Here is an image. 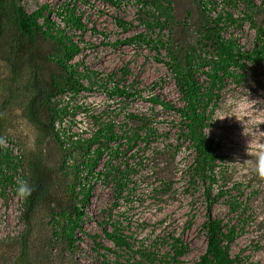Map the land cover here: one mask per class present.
I'll use <instances>...</instances> for the list:
<instances>
[{
  "label": "rangeland",
  "instance_id": "obj_1",
  "mask_svg": "<svg viewBox=\"0 0 264 264\" xmlns=\"http://www.w3.org/2000/svg\"><path fill=\"white\" fill-rule=\"evenodd\" d=\"M252 1L255 5L250 12L243 0H216L215 5L206 6L211 16L230 13L231 20L221 23L225 26L222 35L235 39L243 50L254 48L258 35L264 40V0ZM20 3L28 13L47 4L46 15L79 44L80 53L67 63L81 74L80 82L87 89L56 93L53 101L57 107L66 106V113L54 126L64 143L53 137L37 148L36 129L23 114L28 99V73L23 71L11 82L8 67L0 60V141L6 138L13 143L22 158L14 184H0V264L124 263L127 254L105 237V230L111 231L114 226L127 237L132 251L151 253L155 264H194L206 247L202 186L189 177L194 154L178 113L151 99L168 101L175 107L182 105L172 69L174 64L186 68L189 56L202 59L193 67L199 83L208 86L207 67L202 63L211 52L200 44L201 35L195 27L196 19L207 12L203 13L202 6L194 0L160 2L170 11V16L165 17L159 15L156 0ZM65 4L81 16L84 30L65 24L60 15ZM153 15L159 17L160 26L145 23L151 22ZM38 21L42 23L43 19ZM135 35L139 38L134 42H125ZM35 50L41 58L63 56L56 43L41 37L36 39ZM38 62L44 82L51 84L55 79L64 86L65 74L57 63ZM116 84L130 95L109 94L108 89ZM212 94L215 97L210 102L204 132L213 140L212 146L219 155L215 170L222 176H218L214 188L221 187L224 195L211 212L223 224L236 226L231 256H238L243 264H264V178L252 170V158L246 152L250 137L242 135L235 117H225L232 114L226 102L235 98L252 99L256 108L249 109L250 115L264 114V63L243 60L232 65L230 75L213 87ZM217 115L225 118L214 121ZM135 116L144 118L154 129L153 134L141 132L143 140H131L139 125ZM100 127L110 128L117 139L107 141L102 132V157L94 169L101 175L90 177L83 165L86 149L72 140L85 143L84 139ZM260 129L264 130V124ZM36 149H40L45 170L52 174L54 183L26 221L25 199L15 189L18 181L26 180L27 164ZM110 168L125 172L120 193L110 177H103ZM88 178L93 188L83 207L81 229L75 232L74 248L67 249L65 239L55 235L60 227L51 219L48 202L53 198L62 206L80 203L81 195L76 192ZM72 184L76 185L73 192ZM231 201L239 207L232 210L228 205ZM92 235L97 238L94 240ZM175 238L186 245L187 251L174 260L171 246Z\"/></svg>",
  "mask_w": 264,
  "mask_h": 264
},
{
  "label": "trees",
  "instance_id": "obj_2",
  "mask_svg": "<svg viewBox=\"0 0 264 264\" xmlns=\"http://www.w3.org/2000/svg\"><path fill=\"white\" fill-rule=\"evenodd\" d=\"M163 1L156 0V4H158L157 11L160 16H170V11H167L168 6L160 5V2ZM194 1L197 2L198 6H202L201 11L203 13L207 12L206 6L216 4V0ZM243 1L249 12L254 9L255 4L252 0ZM47 10L48 5L44 4L28 13L21 5L20 0H0V60L7 65L11 82L16 81L23 71H27L28 73V81L25 87L28 99L25 103L23 114L36 129L37 148L53 137L59 143H64L59 134L60 132L54 126L57 119L66 113V106L57 107V104L53 101L56 93L62 94L67 89L78 93L81 90L87 89L80 82L81 74L76 68L71 67L67 63L68 60H71L76 54L80 53L81 47L71 36L66 35L64 28H61L51 17L46 15L45 12ZM165 11L167 12L165 13ZM61 12L60 15L67 26L77 30H84L85 25L82 22L81 16L76 15L74 7H69V4H65L61 8ZM39 19H43V22L39 23ZM223 20L230 21V13H226L224 16L221 13L211 16V12H207L206 15H200V18L196 19L195 23V27L201 35L200 44L210 49L211 52L209 59L202 63L203 66L207 67L205 75L208 86H202L195 76L194 63L202 61V59L189 56L186 59V68L174 64L172 69L182 105L175 107L171 102H164L158 98L151 99L163 108L178 113L186 140L189 142L194 154L189 177L190 179L199 181L202 186L205 204V220L202 224V229L206 241L204 252L194 264H243L238 256H231L229 252L230 245L237 236L236 226L233 224L230 226L223 224L222 220L214 217L211 212L214 203L219 197L224 195V191H221V187H217L216 190L214 188V184L218 181V176H222L221 172L217 173L215 170L219 155L212 146L213 140L206 136L204 127L209 120V113L211 112L210 102L215 97L212 94L213 87L220 85L223 78L230 75L232 65L238 64L243 60H247L253 64L264 63V40L258 35L255 47L251 50H243L235 39L225 38L222 35V31L225 28L221 24ZM145 23L150 27L161 25L159 17L155 15L151 17V22ZM38 37L49 39L56 43L61 48L63 56L51 59L49 57L41 58V56L37 55L35 44ZM138 38L139 36L135 35L127 38L125 42L132 43ZM45 60L57 63L64 72V86L55 82V79L51 84H47L42 80L38 61L45 62ZM172 60L175 61V59ZM168 65L170 66L171 64L168 63ZM108 93L111 95H130L125 90L119 89L118 84L114 88L108 89ZM135 119L138 120L139 125L136 131L132 132L131 140H143L145 137H141V132L147 136L153 134L154 129L148 126L144 118L135 116ZM103 131L107 136V141L117 139L110 128L105 129L100 127L94 132L93 136L84 139L85 143H81L79 140H72L73 144H80L86 149L85 163L83 165L90 177L92 175H101L100 172H95L94 169L102 157V145L99 144V139ZM93 145L95 146L94 148ZM36 150L27 164L28 176L25 181L31 186L32 193L29 197L25 198L26 210L24 214L26 221L33 215L36 207L49 193L54 183L52 174L45 170L40 149ZM21 165L22 158H16L12 154V151L8 149L0 150V184H14L15 173L18 169L22 168ZM124 176L125 172L111 168L103 174L104 178L110 177L111 181H113L117 193L122 191ZM70 187L71 192H73L76 185L72 184ZM92 188L93 186L90 184L88 178L86 185H81L78 192H76L81 195L80 203L62 206L53 198L48 202L51 219L56 220L57 225L60 227L59 232H56L55 235L65 239L67 249H73L75 246V232L81 229L82 217L84 215L83 207L90 198ZM228 205L232 210L239 207L236 201L228 202ZM91 237L94 240L97 238L96 235H92ZM105 237L117 249L127 254L124 263L115 262V264H155V259L151 253L140 250L132 251L127 237L118 226H114L111 231L105 230ZM95 243L97 246H101L100 243ZM171 251H173L172 259L175 260L176 257L183 256L186 253L187 247L179 238H175Z\"/></svg>",
  "mask_w": 264,
  "mask_h": 264
},
{
  "label": "clouds",
  "instance_id": "obj_3",
  "mask_svg": "<svg viewBox=\"0 0 264 264\" xmlns=\"http://www.w3.org/2000/svg\"><path fill=\"white\" fill-rule=\"evenodd\" d=\"M251 100L252 99H248V101H245L242 98H235L227 101V107L232 114L225 117H235V120L241 126L242 135L250 137L247 141L246 152L252 158V170L258 176L264 178V130L260 129V125L264 124V114H249V109L256 105L251 104ZM225 117L222 118L217 115L215 116L214 121L217 119L222 120ZM250 147L252 148V151H249ZM15 191L21 199H25L31 195L32 188L27 181L20 180L17 182Z\"/></svg>",
  "mask_w": 264,
  "mask_h": 264
},
{
  "label": "built area",
  "instance_id": "obj_4",
  "mask_svg": "<svg viewBox=\"0 0 264 264\" xmlns=\"http://www.w3.org/2000/svg\"><path fill=\"white\" fill-rule=\"evenodd\" d=\"M1 147H2V150L8 149L12 151V154L16 158H21V154L17 152V148H13V143L8 142L6 138H2Z\"/></svg>",
  "mask_w": 264,
  "mask_h": 264
}]
</instances>
